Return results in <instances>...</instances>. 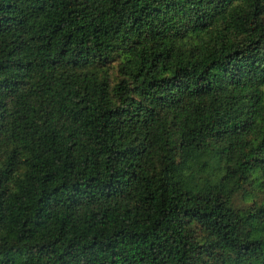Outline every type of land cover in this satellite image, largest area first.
<instances>
[{
    "label": "trees",
    "instance_id": "1",
    "mask_svg": "<svg viewBox=\"0 0 264 264\" xmlns=\"http://www.w3.org/2000/svg\"><path fill=\"white\" fill-rule=\"evenodd\" d=\"M0 264H264V0H0Z\"/></svg>",
    "mask_w": 264,
    "mask_h": 264
}]
</instances>
